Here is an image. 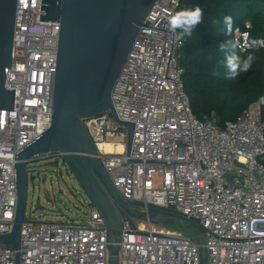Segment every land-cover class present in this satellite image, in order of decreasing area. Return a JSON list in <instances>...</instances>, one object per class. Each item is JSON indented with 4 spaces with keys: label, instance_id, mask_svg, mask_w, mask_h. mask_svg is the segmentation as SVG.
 I'll return each mask as SVG.
<instances>
[{
    "label": "built area",
    "instance_id": "obj_1",
    "mask_svg": "<svg viewBox=\"0 0 264 264\" xmlns=\"http://www.w3.org/2000/svg\"><path fill=\"white\" fill-rule=\"evenodd\" d=\"M183 1L156 0L114 86V114L83 122L121 195L199 220L203 243L124 221L119 264H201V249L207 264H264V120L258 104L225 126L194 114L179 62L184 40L168 25ZM41 8L42 0H18L6 79L14 110H0V235L12 232L16 216L17 154L52 121L60 23L40 20ZM250 28L234 30L242 52L264 49L248 46L264 41ZM21 237L19 251L0 244V264H15L17 252L20 264H109L105 220L93 206L83 221L29 219Z\"/></svg>",
    "mask_w": 264,
    "mask_h": 264
},
{
    "label": "water",
    "instance_id": "obj_2",
    "mask_svg": "<svg viewBox=\"0 0 264 264\" xmlns=\"http://www.w3.org/2000/svg\"><path fill=\"white\" fill-rule=\"evenodd\" d=\"M156 0H42V21L60 23L57 68L50 127L17 154V209L13 230L0 235V244L21 249L22 225L28 222L29 173L34 160L59 156L66 163L90 204L101 214L107 229L109 264H119V237L123 223L134 220L160 224L174 219L197 244L203 243L199 220L173 210L145 209L129 201L113 185L83 120L110 111L112 92L133 44ZM18 0H0V110H14L15 89L6 88L12 52ZM130 127L129 147L134 125ZM58 164V162H56ZM20 252L15 264H20ZM201 264L207 257L201 249Z\"/></svg>",
    "mask_w": 264,
    "mask_h": 264
},
{
    "label": "trees",
    "instance_id": "obj_3",
    "mask_svg": "<svg viewBox=\"0 0 264 264\" xmlns=\"http://www.w3.org/2000/svg\"><path fill=\"white\" fill-rule=\"evenodd\" d=\"M197 6L203 10L202 22L191 37L184 38L179 59L194 114L201 120L214 116L220 126H225L253 104H258L264 120V103L260 102L264 97V49L245 52L237 49L241 58L252 53L255 60L247 72L234 79L227 78L224 54L219 50L221 43L234 40L235 28H245L246 22L251 24L252 36H263L264 0H184L180 10ZM226 16L233 20L231 35L225 31ZM175 223L176 228L183 229L177 221Z\"/></svg>",
    "mask_w": 264,
    "mask_h": 264
},
{
    "label": "rangeland",
    "instance_id": "obj_4",
    "mask_svg": "<svg viewBox=\"0 0 264 264\" xmlns=\"http://www.w3.org/2000/svg\"><path fill=\"white\" fill-rule=\"evenodd\" d=\"M254 105V104H253ZM123 143L120 138L111 140ZM58 162V164H56ZM36 179L29 182L26 217L33 221L76 222L83 221L91 210V204L66 163L59 156L40 158L28 166ZM160 224L146 223L157 231L184 233L174 219H158ZM173 222V223H172ZM205 254V251H204Z\"/></svg>",
    "mask_w": 264,
    "mask_h": 264
},
{
    "label": "clouds",
    "instance_id": "obj_5",
    "mask_svg": "<svg viewBox=\"0 0 264 264\" xmlns=\"http://www.w3.org/2000/svg\"><path fill=\"white\" fill-rule=\"evenodd\" d=\"M202 17L203 10L199 6L191 9H182L168 18L169 29L173 33H177V41L183 43L184 38L191 37L196 26L202 22ZM224 24L226 33L231 35L233 32L232 17H224ZM245 36H247V34H245ZM258 43L264 44V41L253 40L248 46L254 47ZM240 46V43L234 40H228L219 45L220 52L224 54V65L228 70L227 78L229 79H234L239 74L247 72L252 67L255 60V55L252 53H249L245 58H241V56L237 54V49ZM260 102L264 103V97H261Z\"/></svg>",
    "mask_w": 264,
    "mask_h": 264
},
{
    "label": "bare ground",
    "instance_id": "obj_6",
    "mask_svg": "<svg viewBox=\"0 0 264 264\" xmlns=\"http://www.w3.org/2000/svg\"><path fill=\"white\" fill-rule=\"evenodd\" d=\"M101 148H102V149H105V150H107V151H111V150L115 149L111 144H108V143L103 144V145L101 146ZM117 149L121 151V147H118Z\"/></svg>",
    "mask_w": 264,
    "mask_h": 264
}]
</instances>
